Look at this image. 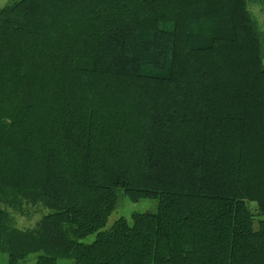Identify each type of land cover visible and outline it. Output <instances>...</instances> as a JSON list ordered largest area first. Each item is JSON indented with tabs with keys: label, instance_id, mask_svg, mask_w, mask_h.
<instances>
[{
	"label": "trees",
	"instance_id": "16d2710c",
	"mask_svg": "<svg viewBox=\"0 0 264 264\" xmlns=\"http://www.w3.org/2000/svg\"><path fill=\"white\" fill-rule=\"evenodd\" d=\"M251 3L264 0L0 9L6 264H264V32ZM120 195L157 210L102 230ZM27 205L51 212L22 229L10 212Z\"/></svg>",
	"mask_w": 264,
	"mask_h": 264
},
{
	"label": "rangeland",
	"instance_id": "374dc122",
	"mask_svg": "<svg viewBox=\"0 0 264 264\" xmlns=\"http://www.w3.org/2000/svg\"><path fill=\"white\" fill-rule=\"evenodd\" d=\"M15 0H0V9L4 7L7 3ZM249 11L252 16L256 19L260 29L264 32V5H259V3L249 4ZM264 50V49H263ZM264 64V58H263ZM254 210V205H251ZM23 213L10 212L15 220V224L19 228L31 227L33 224L44 214L51 212L50 209H44L41 206H30L27 205L23 208ZM157 210V201L154 199H139L138 201H131L129 198L120 195L117 200L115 209L111 212L108 217L107 223L104 229H108L112 224L123 217L131 223V216L133 213H153ZM95 238V234L89 235L85 238L80 239V242L85 244L91 243ZM38 257V253L29 255L26 260L21 264H35ZM7 256L6 254L0 255V264H6ZM57 264H73V259L71 258H57Z\"/></svg>",
	"mask_w": 264,
	"mask_h": 264
}]
</instances>
